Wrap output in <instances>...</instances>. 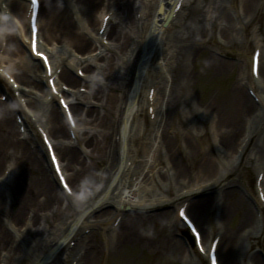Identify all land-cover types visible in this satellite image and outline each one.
<instances>
[{
  "label": "bare ground",
  "instance_id": "1",
  "mask_svg": "<svg viewBox=\"0 0 264 264\" xmlns=\"http://www.w3.org/2000/svg\"><path fill=\"white\" fill-rule=\"evenodd\" d=\"M40 1V51L49 56L75 126L31 51L30 1L0 0V70L5 66L2 74L11 73L21 93L17 100L7 84L0 89L12 100V107L0 101V264H65L71 256L77 264H133L138 251L202 264L188 253L194 236L179 217L185 204L206 248L215 231L221 235L218 264H264L253 250L264 201L231 178L248 152L247 163L255 160L264 172V50L258 76L248 69L253 53L246 47L239 80L226 92L197 100L190 89L237 65L212 51L219 40L230 49L242 33L264 47V0H183L179 11L180 0ZM248 79L258 102L246 90ZM24 97L26 106L19 103ZM146 107H153L150 119ZM16 113L22 124L35 117L49 131L72 194L36 134L19 132ZM260 185L264 191V177Z\"/></svg>",
  "mask_w": 264,
  "mask_h": 264
},
{
  "label": "rangeland",
  "instance_id": "2",
  "mask_svg": "<svg viewBox=\"0 0 264 264\" xmlns=\"http://www.w3.org/2000/svg\"><path fill=\"white\" fill-rule=\"evenodd\" d=\"M103 13L100 12V15H102ZM14 25L16 26L17 24H19L20 27V23H16L14 20ZM258 23V22H256ZM261 25H260V24ZM259 25L262 29V32L264 33V25L262 24V18L259 19ZM255 24L253 26H251L250 30L255 32ZM18 25H17V30H18ZM16 28V27H15ZM1 36V33H0ZM259 38V37H258ZM244 41H246V43H244ZM219 44H212L211 47L212 51L215 53L214 48L217 50H219L217 53L216 51V55L219 56V58H223L222 54H226V58L227 60H231L237 63V65L235 66L234 70L232 71V73H229V75H223L221 77L215 78L213 80L209 79L207 81H198V83L196 84V86H191L190 89L193 90L195 97L197 100H205L209 97L212 96V94L216 91H220V92H226L228 88L232 87L235 84V81L238 79L239 80V75L241 73V65L242 63H244V60H241L243 58H241L242 56H244L245 54V48L248 47L249 51L251 52L252 48L254 46H256V40L254 39V37L251 35L249 36V38H245V36L241 33L239 35H236V40L235 43H237L235 46H232V48L228 49L227 45L223 42L218 41ZM5 43V41L2 42V44ZM244 43V44H243ZM5 45V44H3ZM215 45V46H214ZM209 48V47H208ZM263 48V47H262ZM211 49V48H210ZM245 49V50H244ZM264 49V48H263ZM205 53V52H204ZM203 54H201L197 60L195 61L194 66L199 68L202 64V60H203ZM190 68V65H189ZM181 70L184 71L185 69L182 67L178 68V70H176L177 72V76L180 77L181 76ZM3 80V82H7L4 78L1 79ZM26 97L22 98L21 101L19 100V103H25L27 102V100H25ZM15 99L18 100V98L16 97ZM18 102V101H17ZM3 111V109H2ZM33 130L34 132H36L38 134V132L36 131L35 126L33 125ZM39 137L40 140V136L39 134L37 135ZM40 143L42 144L41 140ZM249 158L247 157H243L241 159V164H243L242 167H238L235 171V173H233L231 175V178H238V183H242V185L244 186V188H246L247 186L249 187L248 191L246 192L247 195L252 194L253 195L256 193V189H255V182H256V178H257V172L258 170L254 167V163L255 160L250 161V163H247V160ZM245 164V166H244ZM239 165V164H238ZM3 173V171H2ZM242 188V189H244ZM245 190V189H244ZM243 190V191H244ZM256 195V194H255ZM131 214H134L135 212H132V210L128 211ZM264 212V209H263ZM241 214V212H240ZM239 214V215H240ZM215 212H212L210 216L211 222H213L214 224L217 223L216 222V216H215ZM240 217H236V221L237 219H239ZM156 226H158L157 228L162 227L161 225L157 224ZM216 226V224H215ZM89 231L86 229V232ZM99 232V230H98ZM217 232V231H216ZM88 233V232H87ZM262 236L255 238L254 241V251L257 252L261 257H263L264 254V232H262L261 234ZM140 251L133 253L131 255H133V257H136V261L133 264H180V256L177 255H173V256H161L159 255H153L152 253H150L149 251H145L143 254H139ZM71 260V259H70ZM70 260L67 262L69 264ZM27 261V260H26ZM26 261H23L21 264H26ZM203 261L202 264H207V262L205 260H201ZM200 263V261H199ZM256 264V263H255Z\"/></svg>",
  "mask_w": 264,
  "mask_h": 264
},
{
  "label": "snow or ice",
  "instance_id": "3",
  "mask_svg": "<svg viewBox=\"0 0 264 264\" xmlns=\"http://www.w3.org/2000/svg\"><path fill=\"white\" fill-rule=\"evenodd\" d=\"M33 3L38 4L39 3V0H33ZM30 32H31V34L34 37L33 42H32V51L35 52V55L37 57H42L45 61H47L48 58L43 53H41V52H39V51L36 50V36H37L38 30H37L36 25L34 23L31 24V26H30ZM49 71H50V67H49ZM13 107H16V105H13ZM65 107H67V105H65ZM49 146H51V145H49ZM53 160L54 161L56 160L55 155H53ZM57 170H59L58 163H57ZM61 179H63V177H61ZM65 187L66 188L68 187L67 183H65ZM179 215L182 216V217H184L185 220L188 219V216L185 214V211H181L179 213ZM214 264H215V261H214Z\"/></svg>",
  "mask_w": 264,
  "mask_h": 264
},
{
  "label": "clouds",
  "instance_id": "4",
  "mask_svg": "<svg viewBox=\"0 0 264 264\" xmlns=\"http://www.w3.org/2000/svg\"><path fill=\"white\" fill-rule=\"evenodd\" d=\"M83 194H84L83 192H81L80 195H76L75 193H73V197L74 199L79 200L80 198H82Z\"/></svg>",
  "mask_w": 264,
  "mask_h": 264
}]
</instances>
